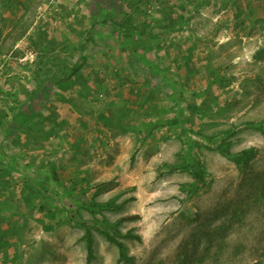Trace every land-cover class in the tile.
I'll return each instance as SVG.
<instances>
[{
  "label": "rangeland",
  "instance_id": "1",
  "mask_svg": "<svg viewBox=\"0 0 264 264\" xmlns=\"http://www.w3.org/2000/svg\"><path fill=\"white\" fill-rule=\"evenodd\" d=\"M130 1L0 0V264H264V0Z\"/></svg>",
  "mask_w": 264,
  "mask_h": 264
},
{
  "label": "trees",
  "instance_id": "2",
  "mask_svg": "<svg viewBox=\"0 0 264 264\" xmlns=\"http://www.w3.org/2000/svg\"><path fill=\"white\" fill-rule=\"evenodd\" d=\"M142 2V6L147 9V6L149 5L150 1H147V0H131L130 2H128V6L129 7H133L135 4H138L140 6ZM135 7V6H134ZM117 14L115 13L114 16H116ZM117 17V16H116ZM115 18V17H114ZM130 18H128L127 20H125V24H128L130 22ZM152 21L151 22H147L145 21V23L143 24V27H151L152 26ZM120 34L124 37H127L128 36V32H124V31H120ZM130 53L133 52V54H135V57L138 58V60H141V61H145L144 63L147 64V67H150L151 71L153 73H161L162 76L163 74L165 73V70L164 69H159V67H157L156 64L152 63V62H149V61H146V57L145 55H140L138 53L135 52V50L132 48L131 50H129ZM80 68L78 67L76 69V71H78ZM60 82H55V86H57ZM176 86V84H175ZM42 87V86H41ZM177 87H175V89L173 88V92L175 93V91H177ZM45 90V88L43 89ZM176 94V93H175ZM35 94H33V97H34ZM45 95V98H48V94L45 93L43 94ZM155 96H157V94H154ZM32 101V100H30ZM156 101V100H155ZM43 102V101H42ZM151 103V106H150V109L149 110H154L155 106H156V102H154L153 100H150L149 98H146L145 102L143 103ZM31 105L33 104V101L32 102H29ZM137 104V103H136ZM135 104V105H136ZM30 105V109H28L29 111L31 110L32 112H34L33 114H31V116L29 117H24L23 118V122H27L29 121V119L31 117H33V115L35 116L36 114H40V109H32V106ZM133 106H135L134 104H132ZM40 107L42 106V103L41 105H39ZM139 106V105H138ZM139 108H143L142 105L141 107ZM130 110L127 112V114H125V116H127V118L130 117ZM133 110V109H132ZM146 112H144V115L142 116V121L146 120ZM155 112V111H154ZM150 114V113H149ZM2 116V115H0ZM126 118V119H127ZM26 119V120H25ZM189 120V119H187ZM182 121L183 122H186L185 119H182L180 117V113L177 112L175 115H174V118L171 119L169 121V124L171 125V127H173V129L175 130V133L178 132L179 128L181 127V131L184 132V137H186L188 134H186V131H187V127L186 125L182 124ZM178 125H180V127H178ZM262 129H264V126L262 125L261 126ZM187 139V137H186ZM208 143H209V146L212 148L213 145H211V142L214 141V138L213 137H206ZM192 140V139H191ZM189 144H191V148L188 150V151H185V154L187 156V158L191 161L190 163L187 164V168L190 169V171L192 172L193 174V177H194V183H191L190 185H188L189 187V195H193L201 186H203L206 182H207V178H206V172H205V169L203 167V163H202V160L200 159V157L198 155H196L195 151H193V148H192V145L193 147L195 145H197L199 142L198 141H189ZM215 143H217V149L219 150H223L224 154L228 155L229 157L231 158H235V159H238L239 161H242L243 163H246V153L248 152H243V153H239V154H231L229 152V150L226 148V146L222 143H219L217 140L214 141ZM38 144V143H37ZM185 167V166H184ZM85 207L87 209H89L93 214H96L98 213V211L104 209L106 207V204H102V203H97L95 201H91V202H88L87 204H85ZM135 217V216H133ZM131 217V218H133ZM84 228H85V235H84V239L86 241V247H87V264H91L93 259L95 258V255H94V236H93V231L92 229L90 228V226L88 225H85V224H81ZM115 226V225H114ZM52 226L49 225L48 228H51ZM122 237L124 238H133V239H137L138 241H141V237L140 236H137L135 234H132L131 232H128L127 234L123 235ZM118 251H119V261L124 263V264H129L130 262L133 261V258L129 255V253L126 251V248H125V245L119 241L118 242ZM203 259V257H201ZM197 259V255L196 256H190L188 257L185 262H183V264H193Z\"/></svg>",
  "mask_w": 264,
  "mask_h": 264
},
{
  "label": "crops",
  "instance_id": "3",
  "mask_svg": "<svg viewBox=\"0 0 264 264\" xmlns=\"http://www.w3.org/2000/svg\"><path fill=\"white\" fill-rule=\"evenodd\" d=\"M142 121V120H141Z\"/></svg>",
  "mask_w": 264,
  "mask_h": 264
}]
</instances>
